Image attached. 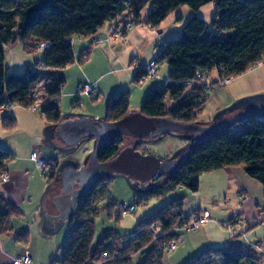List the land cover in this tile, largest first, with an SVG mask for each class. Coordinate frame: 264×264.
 <instances>
[{"label":"trees","instance_id":"obj_1","mask_svg":"<svg viewBox=\"0 0 264 264\" xmlns=\"http://www.w3.org/2000/svg\"><path fill=\"white\" fill-rule=\"evenodd\" d=\"M148 2L153 8L148 12L145 23L153 28L160 26L166 17L183 5L197 13L204 4L212 3L215 11L209 24L194 14L184 23L178 37L162 45L155 61L160 65L163 61L168 64V82L146 95L140 113L186 124L198 123L207 100L205 81L212 73L237 77L263 60L264 0H0V109L6 105L29 109L36 103L32 91L34 86L45 79L40 113L50 128L59 125L63 119L60 96L65 78L55 76L50 69H61L73 63L75 58L70 39L80 36L92 40L105 23L113 22L126 11L131 18L126 20L137 24ZM221 32H228V35L221 36ZM15 42L33 50L40 43L49 45L36 64L47 71L27 65L21 73H8L5 46ZM89 51L90 48L82 51L80 62L89 57ZM144 67L141 64L133 79L137 85ZM199 76L202 85L185 84L196 82ZM98 97L97 94L96 99ZM129 106L130 90L111 94L106 98L103 119L117 121L130 112ZM0 124L8 130L17 127L16 118L9 111L0 115ZM123 140L124 136L110 139L100 149L98 160H110L123 147ZM14 158L11 151L0 147V173L7 172V165ZM179 164L170 176L155 179V185L142 193L139 199L159 197L178 187L196 192L201 173L234 164H244V171L262 184L264 194V119L248 115L200 136L198 144L188 150ZM58 168L54 160L44 176L48 185L53 186L59 181ZM112 179L113 176L99 179L79 196L80 204L77 214L70 219L73 226L62 246L61 257L51 264H129L137 253L143 255L139 264H162L165 256L162 249L185 232L174 230L181 222L189 220L188 216H183L186 197L182 195L139 222L129 241L121 239L117 245L111 244L106 239L112 238L113 234L106 233L95 246H91L94 219L99 214L97 205L102 199L108 200ZM114 204L118 205L108 200L106 207L111 208ZM17 215H20L17 206L0 195V234L11 232V218ZM121 215L118 210V220ZM152 225L161 227L155 242H152ZM26 236L23 233L16 238L23 243ZM262 262V256L255 249L237 242L206 249L182 264Z\"/></svg>","mask_w":264,"mask_h":264},{"label":"crops","instance_id":"obj_2","mask_svg":"<svg viewBox=\"0 0 264 264\" xmlns=\"http://www.w3.org/2000/svg\"><path fill=\"white\" fill-rule=\"evenodd\" d=\"M177 10L175 13L178 12ZM126 19H131L127 11L115 18L113 22L105 23L97 32L104 36L115 24L126 21ZM176 19L183 20L180 17ZM145 21L146 19H143L141 24L137 27L127 29L123 38L116 39L105 46V48H101L104 50L103 59L94 58L95 55L92 57L90 53H92L91 50L93 46H89V57L82 62L79 61L82 51L87 48L82 49L78 60L74 59L72 63L80 65L84 63L83 66L71 68L69 67L72 66L71 64L59 70H50L53 71L55 76H62L65 78V83L62 88L65 84H69V90H71L69 93H71L72 96L74 95L75 86L78 88L80 85L84 86V84L87 83L96 88L99 98L100 96L106 98L111 95V92L118 91L119 89H128L129 85L134 83L133 79L137 72L132 62L138 61L143 66L146 65L159 54L161 48L158 50V43L162 42V45H164L166 42L164 39H159L160 42L158 41V37L165 32V29H161L160 26L153 28L150 25L148 26ZM181 25H183V23L180 24L179 27H182ZM146 49L147 51H145ZM159 69L160 66L158 71ZM159 77H161L160 74ZM216 77L217 74L214 72L205 82H212ZM106 78L110 79V84L105 83V85H102L103 80H106ZM152 80H154L153 82H161L157 79ZM156 87L157 86L153 83L148 89L147 87H141L140 89H136L135 92H139L143 100L145 94ZM107 88L109 91L108 93H106ZM210 92L212 93L210 94ZM205 93L207 95V100L204 104L203 112L198 117V122L203 126H209L210 124H215L218 127L228 126L235 121L243 119L247 115L264 116V64L248 69L245 73L230 81V84L208 88ZM78 100L79 102L81 101L80 97ZM91 100L94 101L95 99ZM211 101H214L216 110L218 112L221 111L217 117H212V112L208 113V108L211 107ZM140 105L141 104L131 107L130 103L129 109L130 111H140ZM31 112L30 109L20 105L14 106L10 111V115L16 118L17 127L12 131L19 128L21 117L25 118L31 116V114H29ZM90 113L94 115L93 112ZM79 116L83 115H74L71 119ZM96 116H98V114H96ZM32 117L33 116H31V118ZM41 120L42 124H46L47 126V122L43 115ZM24 125H28V122ZM49 132L51 133L52 130H49ZM31 133H33L34 136L32 141H34L37 136L36 140L41 142V138L43 137L42 130L38 133ZM41 145L39 147H41ZM54 151L55 150H53V153L46 154V151L43 149L42 152L44 153L42 154L46 156H39L40 158L47 159L46 157H49L48 155L53 157L55 154ZM33 152L32 150V152L26 156V162L24 163L15 162L14 160L9 162L6 169L8 181L3 183L0 180V195L8 202L17 206L20 212L19 219H25L29 216L33 224L35 223L36 225L37 223L38 230L34 233L38 239H40L41 236L43 239L47 237L49 240V238L52 239L51 237L55 234L58 226L68 218L69 202L67 199L65 200L61 191L57 190L55 193L52 191V186L48 185V182L44 178L45 174L48 172L47 170L45 172L41 171V175L40 170H38L34 160L31 158ZM59 165L58 163V166ZM84 165L85 163L76 168H81ZM244 167V164H234L224 166L221 169L212 170L211 172L201 173L198 190L196 192H191L189 197L184 195L186 200L189 198L193 200L191 213H183L184 217L188 216V219L191 220L200 215L202 211H207L210 218L209 221L197 229L201 230L197 233L198 236H196V234H191L189 237L181 239V247L184 252L189 254L192 252H199L203 247L215 248L237 242L246 247L253 244H264L263 186L261 183L248 176L244 171ZM222 200L226 201L225 206H227V210L215 212L212 217L213 210H219V205ZM25 201L28 204H33L34 202L35 205H33L31 210H27L23 208V206H20L19 203ZM29 211L32 212L29 213ZM14 217L11 218L10 222V225L13 227L11 232L8 234H0V236H9L4 240L0 238V264H13V259L16 257L23 255L25 252L31 255L32 252L36 250V248L32 249V246L29 245L34 234L31 230V226L25 225V222L22 223V226H14ZM227 226L232 229L233 233L228 232L226 229ZM23 233H26L27 236L25 239L26 242L22 243L16 236L22 235ZM170 261L171 259H166V261H162V264H169ZM33 263L34 260L32 261V264Z\"/></svg>","mask_w":264,"mask_h":264},{"label":"rangeland","instance_id":"obj_3","mask_svg":"<svg viewBox=\"0 0 264 264\" xmlns=\"http://www.w3.org/2000/svg\"><path fill=\"white\" fill-rule=\"evenodd\" d=\"M152 5L150 2H148L144 7L143 10L141 11L140 14V20L136 24L134 22L133 27H137L138 25L141 24L143 19H146L148 12L152 9ZM176 11V10H175ZM172 12V13H175ZM175 14H170L166 19L161 22L160 28L165 29V32L158 37L159 39H164L166 42L171 40L172 38H176L180 35L182 27L184 23H186L194 14L201 16L204 21H206L208 24L210 21L213 19V13L215 11V5L212 3H207L204 4L202 8L196 13L192 11L188 6L183 5L179 10H177ZM177 15V17H176ZM182 18L183 22L181 19H176V18ZM182 27H179L180 24ZM160 29V30H161ZM159 30V31H160ZM228 35V32H221V36H226ZM163 41V40H161ZM160 42V41H159ZM70 44H72L73 47V52L75 59L78 60L79 54L82 51V49L88 48L89 46H93L90 53L92 57L95 55L94 58H99L103 59L104 54L103 51L100 47L92 44L91 39H87L84 37L80 36H73L70 39ZM162 42L158 43V50L161 48ZM147 51V49L145 50ZM42 51L40 50H33V49H25L23 45L20 42H15L12 45H6L5 46V67L6 70H8V73L10 74H16V73H21L25 70V67L27 65H30L31 67H34L36 69H40L43 72H46L45 68L38 66L37 67V62L41 60L42 56ZM84 64V63H83ZM77 63L72 64V66L69 67H80L83 66ZM147 65V64H146ZM144 65V66H146ZM59 70V69H56ZM60 72V71H59ZM169 67L168 64L165 63L164 61L160 65V69L157 72L160 74V80L161 82H153L154 80L151 79V81H148L146 83L137 85L135 83H131L129 85L128 90H130V98H131V107H134L136 105L142 104L143 101L146 98L143 97V100L141 96L139 95V92H135L136 89H140L141 87H147V89L150 87L151 84H155L157 87H163L164 79H167L169 77ZM110 79L106 78V80H103V84L105 83L110 84L109 82ZM45 83V79H42L39 84L40 85H35L33 88V92L35 94V102H42L43 101V85ZM89 84V83H87ZM79 86V85H78ZM79 87H83V85H80ZM78 87V88H79ZM94 87V86H93ZM70 86L69 84H65L64 87L62 88L61 91V96H60V109L63 114V118L69 119L74 115H87V116H92L95 118H100L103 119L106 114L105 110V102L106 98H103L104 96L98 97V99L95 101L91 100L88 98L89 96H80V102L77 100L79 96L77 95L78 88L75 86L73 96L71 93V90H69ZM77 88V89H76ZM222 89V88H221ZM122 89H119L120 91ZM108 93V88L106 90ZM118 91H113L110 94L118 93ZM149 91V90H148ZM152 91V90H151ZM212 92H210L211 94ZM209 94V95H210ZM107 95V94H106ZM108 96V95H107ZM142 101V102H141ZM141 102V103H140ZM43 106V103L36 109V111L31 114L33 116L25 117L20 119V126L18 129L15 131L5 129L4 126L0 125V147L9 150L15 155L14 161L15 162H21L24 163L26 162V156H28L32 150L38 155V157L46 156L42 153V150L44 149L46 151V154L53 153V157H50L51 155H48L49 157H46L48 160V165H46L44 172L47 170L49 172L51 164H53L54 160L59 163V168L61 170H64L66 167L73 166L76 168L77 166H81L84 163L89 160L91 157L90 154L92 151L95 149L96 145V140L93 138H86L81 141H79L75 146L71 149H66L64 146V143L58 140V135L54 134L53 132H49L50 126L47 124H42V113H40L41 108ZM141 106V105H140ZM210 106L208 109V113H211V116L217 117L219 116V113L216 110V106L214 101H211ZM12 109L9 110V112ZM90 112H93L94 115H92ZM248 116V115H247ZM260 117V116H259ZM35 118V119H33ZM261 119H264V116L260 117ZM28 122V125H24ZM42 130V138L41 142L37 139V136L35 137V140L32 141L33 139V133L31 132H36L38 133L39 131ZM123 147L128 146L131 144H135L137 150L141 151L142 153L145 154H150L152 156L159 157L163 160H169L175 156H182L185 154L186 151L193 149L198 142L195 140V137L192 135L188 134H182L179 132L176 133H166L165 135H161L158 137L154 138H142V139H134L133 137L127 138L125 137L123 140ZM43 144V145H41ZM41 145V147H39ZM38 146V147H37ZM40 155V156H39ZM35 162V161H34ZM36 164V162H35ZM38 168V166L36 165ZM38 170H40L38 168ZM42 170H40L41 173ZM45 174V173H44ZM42 175V173H41ZM45 178V177H44ZM46 180V178H45ZM44 181V180H43ZM155 185V181H146L144 183H141L136 180H132L129 177L123 175V174H116L114 175L111 184L109 186L110 189V194L108 197V200H113L115 203H121L125 202L127 205H135V210L134 213H127L125 215H121L119 220L117 218V213H118V205H113L111 208H107L106 205L108 203L107 199H102L100 200V203L97 205L99 214L95 217L94 223H95V229H94V237L91 243V246H95L103 236L106 235V233H111L112 238H107L106 241H110L111 244L117 245L118 241L122 239L124 241H129L133 237V233H135V230L137 228V225L139 222L142 220H145L146 217L150 216L154 212H156L159 208L165 206L168 204V202L179 198L182 195H189L191 194V191L185 190V188L178 187L176 190L169 191L166 194L159 196V197H153V198H148L145 200H140L139 196L142 195L146 190L150 189L152 186ZM57 190L61 191L62 190V184L58 181V184L56 185ZM78 186L75 187L74 189L77 190ZM71 205L69 207V216L66 219V221L62 222L55 234L51 237L52 239L40 236V239L36 237V234L34 233L35 231L38 230L37 223L33 224L28 216L24 218H18L17 217L13 218V225L14 226H22V223L25 222V225L31 226V230L34 233L33 238L31 239L30 246H32V249L36 250L32 252L31 257L32 261L34 260L33 264H51L52 261L59 260L61 257V251H62V246L68 239V233L70 228L73 226V224L70 222V219L73 215L77 214V210L79 207V194L73 196L71 198ZM20 206H23V208H26L27 210H31L33 204H28L26 201L19 203ZM192 204L193 200L189 198L188 200H185L184 206H183V213H191L192 210ZM226 201L222 200L220 205H219V210H213L212 212V217L214 216L215 212H223L227 210V206H225ZM60 210V209H59ZM32 211H29V213ZM22 216V214H21ZM32 217V216H30ZM28 230V229H27ZM201 230H191L181 232L182 234L180 235L179 238L175 239V242L178 244V248L174 250L172 253H170V256H164L163 261H166V259H171L169 264H182L185 260L188 258H193V256H196L200 254V252L210 248V247H203L199 252H192L187 254L186 252L183 251L182 243L180 242L181 239L184 237H189L191 234L198 236V232ZM131 235V236H130ZM153 235V233H152ZM9 237V236H8ZM6 235H1V239H7L8 238ZM125 237V238H124ZM192 239V238H191ZM183 252V253H182ZM143 259V255L141 253H137L136 256L133 257L132 261L129 264H139ZM263 263V262H262ZM107 264H113V263H107Z\"/></svg>","mask_w":264,"mask_h":264},{"label":"water","instance_id":"obj_4","mask_svg":"<svg viewBox=\"0 0 264 264\" xmlns=\"http://www.w3.org/2000/svg\"><path fill=\"white\" fill-rule=\"evenodd\" d=\"M217 129L218 126L215 124L209 126H203L199 122L186 124L167 117H148L139 111H130L119 120L108 122L89 116L66 120L63 118L59 125L52 126L49 130L58 135V140L64 143L66 149L73 148L75 144L86 138L95 139L97 146L83 167L69 166L64 170L58 168L57 178L62 184L61 193L70 207L73 196L77 194L80 196L88 186L101 178L123 174L141 183L148 180L155 181L159 177H167L176 172L182 158L188 153L186 151L180 157L177 155L169 160H163L142 153L136 149L135 144H131L122 147L110 160L99 161L100 149L112 138L120 136L134 139L154 138L166 133L179 132L194 136L198 142L200 136L208 135Z\"/></svg>","mask_w":264,"mask_h":264},{"label":"built area","instance_id":"obj_5","mask_svg":"<svg viewBox=\"0 0 264 264\" xmlns=\"http://www.w3.org/2000/svg\"><path fill=\"white\" fill-rule=\"evenodd\" d=\"M134 26V22L131 20H126V22H119L113 26L108 33H105V35L95 34L92 38V44L100 47L105 48L110 42L115 41L116 39H121L124 37V35L127 32V29ZM49 45L40 43L35 46L36 50L43 51L48 48ZM133 67L138 70L141 66L140 62L133 61L132 62ZM264 64V57L263 60H260L257 63V66ZM160 64L155 61V59L150 60V62L147 63V65L144 67V73L140 74V77L138 78V85L145 83L148 80L151 79H157L160 80L159 74H157L158 68ZM235 78L234 75H217L216 79L212 82H209L206 84V89L208 88H214L219 87L223 85L230 84V81H232ZM164 83L168 82L167 79L163 80ZM163 83V84H164ZM194 83H197L198 85H202V81L200 76L196 79V82L189 83L185 82V84L193 85ZM77 95L84 96L88 95L91 99H96L97 96V90L93 87L91 84H84L83 87H79L77 91ZM43 102H36L33 106H31L29 109L34 113L38 107ZM12 109L10 106L6 105L5 107L0 109V114L6 113V111H9ZM31 158L36 162V165L38 168L42 171L45 170V166L48 165V160L45 158H40L38 155L33 152L31 154ZM0 180L3 183H6L8 181V174L6 172H3L0 174ZM118 208L122 213V216L127 213H134L135 205H127L125 202L118 203ZM209 213L207 211H202V213L195 218L181 222L180 226L175 228L174 230H182V231H191L196 230L199 227H201L203 224H205L207 221H209ZM228 232L233 233L232 229H230L229 226L226 227ZM150 230L153 232L152 242H155L158 235L161 233V227L159 225H152L150 227ZM178 247L177 242L175 240H170L169 243L162 249V252L165 256H170V253H172L174 250H176ZM253 249H255L261 256L262 261L264 264V244H253L251 245ZM13 264H32L31 255L28 252H25L23 255H20L13 259Z\"/></svg>","mask_w":264,"mask_h":264},{"label":"flooded vegetation","instance_id":"obj_6","mask_svg":"<svg viewBox=\"0 0 264 264\" xmlns=\"http://www.w3.org/2000/svg\"><path fill=\"white\" fill-rule=\"evenodd\" d=\"M59 182L61 183V181H59ZM57 184H58V182L54 183V185L52 186V191H54V193L57 192V187H56Z\"/></svg>","mask_w":264,"mask_h":264}]
</instances>
